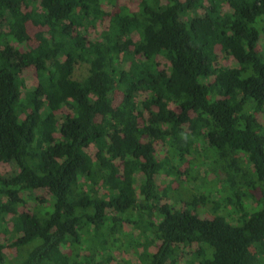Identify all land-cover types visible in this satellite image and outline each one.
<instances>
[{"label":"trees","instance_id":"1","mask_svg":"<svg viewBox=\"0 0 264 264\" xmlns=\"http://www.w3.org/2000/svg\"><path fill=\"white\" fill-rule=\"evenodd\" d=\"M1 163L0 264H264V0H0Z\"/></svg>","mask_w":264,"mask_h":264},{"label":"rangeland","instance_id":"2","mask_svg":"<svg viewBox=\"0 0 264 264\" xmlns=\"http://www.w3.org/2000/svg\"><path fill=\"white\" fill-rule=\"evenodd\" d=\"M107 8L105 7L104 11L107 12ZM108 18L103 17L100 20H95L88 22L84 26V31L88 39H94L98 37L99 33L108 25ZM222 62V60H220ZM229 61H226V64H228ZM88 70V65L86 63H79L76 65L75 70L73 72V78L75 79H82L86 74ZM32 84V81L29 82V85ZM89 154L93 155L95 152V147L91 145L88 148ZM202 160V159H201ZM207 161L202 160V162H198L195 165L190 167V172L195 177L194 181H186L185 183L181 182L185 176L180 175V180L174 179L173 176H164L160 175L158 176L156 180V184L158 185V196L160 198V203H164V201L169 200L172 201V199L177 197V190L180 192L181 197L184 199H188L191 195L190 192H199V190H205L207 188L210 189L208 185H210L213 181L216 182L218 180L219 185L221 184V179L218 178V175L214 171H212L208 165ZM181 169L187 168L186 164H181L179 166ZM17 168L14 163H1L0 164V172L3 174H10L11 172L16 171ZM136 184L138 185L140 182L141 177L139 175H136ZM169 187L167 195H163L161 190L163 191L164 188ZM218 189V187H217ZM216 188L211 191V199L215 200L218 197V192ZM35 194L40 196H44L42 192H35ZM34 198V197H33ZM49 198H46L47 201ZM179 199V198H177ZM36 200V199H35ZM39 200V199H37ZM39 202V201H37ZM44 202V201H43ZM36 204V201L29 200L28 205L29 207H32ZM44 204V203H42ZM252 204V202H251ZM9 218V217H7ZM133 226L130 225H124V236H120L121 240L120 243H117L110 251V264H115L116 262H120L122 258L129 260L132 264H137V255L136 253L131 250L132 248L129 245V239H133L134 236L137 235V231L133 228ZM7 230L10 231L8 233L2 232L0 234V240L4 243V250L3 255L8 261H14L16 258V249L14 247H11V240L12 238V225L11 222L7 223ZM126 240H129L126 242ZM132 242V241H131ZM133 243V242H132Z\"/></svg>","mask_w":264,"mask_h":264}]
</instances>
